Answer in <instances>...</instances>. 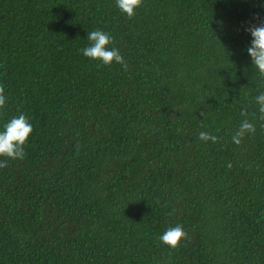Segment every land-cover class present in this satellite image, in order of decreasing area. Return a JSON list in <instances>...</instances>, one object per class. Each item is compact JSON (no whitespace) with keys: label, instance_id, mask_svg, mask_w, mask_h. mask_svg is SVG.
<instances>
[{"label":"trees","instance_id":"obj_1","mask_svg":"<svg viewBox=\"0 0 264 264\" xmlns=\"http://www.w3.org/2000/svg\"><path fill=\"white\" fill-rule=\"evenodd\" d=\"M261 22L264 0H0V130L33 128L0 169V264H264ZM93 30L127 70L83 56Z\"/></svg>","mask_w":264,"mask_h":264},{"label":"clouds","instance_id":"obj_2","mask_svg":"<svg viewBox=\"0 0 264 264\" xmlns=\"http://www.w3.org/2000/svg\"><path fill=\"white\" fill-rule=\"evenodd\" d=\"M115 3L129 20L133 19L139 8L144 7V0H115ZM246 30L252 37L251 44L246 51L251 57L254 68L258 70L261 77H264V22H261L258 26L251 25ZM87 40L89 45L80 51L84 57L97 61L96 67H111L113 64H119L124 70H127V64L119 50L115 47H109L114 43V38L110 34L102 30H93L88 32ZM4 93L5 88L0 85V110H3L6 104ZM255 99L259 105V119L264 121V92L260 93ZM201 115H204V113H201ZM247 115V109L241 111V116L247 117ZM32 132V125L23 113L12 117L3 125V130H0V158H3L0 159V169L7 167L9 161L23 160L25 158V146ZM249 133H255V125L248 119H244L232 137L233 143L240 145L242 139ZM199 139L205 143L208 141L212 143L218 142L216 136L203 131L200 132ZM77 149H79V146H77ZM228 167L231 168L232 165L229 163ZM186 239L187 233L181 225L169 227L160 236V241L171 251H178L181 242Z\"/></svg>","mask_w":264,"mask_h":264}]
</instances>
